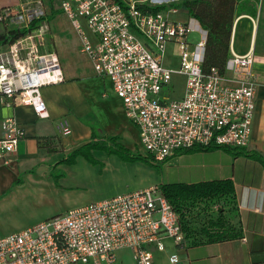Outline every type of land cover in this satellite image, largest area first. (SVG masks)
<instances>
[{"label":"built area","instance_id":"2783aa9c","mask_svg":"<svg viewBox=\"0 0 264 264\" xmlns=\"http://www.w3.org/2000/svg\"><path fill=\"white\" fill-rule=\"evenodd\" d=\"M143 3L61 0L60 8L96 74L110 79L147 154L158 163L195 147L247 146L257 87L253 52L240 55L231 49L225 74L214 68L204 72L206 30L194 18H171L175 8L154 13L142 11ZM45 16L40 0L0 8L6 28L28 29L38 20L37 27L0 45V103L29 106L39 118L48 116L41 87L62 79L57 56L47 50ZM192 31L201 35L190 52ZM169 42L180 46L178 68L164 64ZM175 74L185 76L183 94L161 96ZM60 128L69 132L63 123ZM0 133L1 158L16 151L23 128L8 116L0 120ZM167 236L180 248L186 245L178 214L151 186L68 209L0 237V264H112L117 249L124 247L133 251L137 264H153L149 246L163 250ZM168 262L185 264L177 254Z\"/></svg>","mask_w":264,"mask_h":264},{"label":"crops","instance_id":"0c3cea01","mask_svg":"<svg viewBox=\"0 0 264 264\" xmlns=\"http://www.w3.org/2000/svg\"><path fill=\"white\" fill-rule=\"evenodd\" d=\"M35 1L37 0H0V8ZM40 1L43 2V0ZM153 1L161 2L162 0ZM183 13L185 22H187L189 17L185 12ZM244 18L249 19V21L246 20L247 29H249L247 45L243 48L236 47L233 43V32L230 44L236 54L242 55L247 51H252L255 57L252 66L257 86L254 99L255 109L246 148L256 150L264 156V52L257 54L252 43L256 20L251 14L240 12V15L235 18L233 28ZM5 30V25L0 23V33ZM47 36L51 37V34ZM50 41L48 50L55 53L61 65L60 54L54 50L53 37ZM61 71L60 82L45 84L41 87V95L48 109L47 118H39L29 106L0 103V120L8 116L14 117L23 128V135L19 137L16 151L5 153L0 158V222L6 218L5 211L8 207L21 203L29 197L49 207L47 214L41 216L45 219V217H51V215L80 205L106 200L138 189L158 187L165 182L194 183L228 178L232 180L235 192L233 203L223 208V215L241 231V237L182 248L176 246L170 237H163V250L156 249L154 245L149 246L152 263L169 264V256L177 254L180 261L185 264H264V252L250 254V244L257 237H264V169L259 162L239 154L232 156L222 148L190 152L182 150L157 163L161 177L154 180V184L149 185L152 182L150 181L145 185H137L135 188L130 186L121 190L113 188V184H117V181H121V177L126 178V176H120L124 167H120V164L112 158H106L102 166L86 164V162L81 164L78 156L74 164L59 163L71 150L91 139V128L82 124L78 119L75 98L73 96L69 98L65 92L68 88L67 91L69 92L70 89L72 93L74 86L72 82L81 80V77L78 75L65 76L62 65ZM105 92V107L99 106L100 109L110 112L111 108H114L116 113L126 118L122 101L113 92L111 82ZM109 98H114V103ZM87 108L94 107L89 104ZM61 123L68 127V133L61 130ZM48 136H54V142L48 140V145H45L38 140V137ZM91 151L95 155V150ZM53 171L61 174L57 183L53 179ZM18 179L20 183H17ZM27 226L28 224L23 228ZM23 228L16 229V231ZM9 233L11 231L0 228V237ZM127 250L131 252L129 254L132 260L120 259L119 264H137L133 251L126 247L117 249L113 263L117 262L118 256L128 252Z\"/></svg>","mask_w":264,"mask_h":264},{"label":"rangeland","instance_id":"374dc122","mask_svg":"<svg viewBox=\"0 0 264 264\" xmlns=\"http://www.w3.org/2000/svg\"><path fill=\"white\" fill-rule=\"evenodd\" d=\"M138 1V0H136ZM180 0H162L161 2L147 1L148 4L165 5L167 10H170L171 2L178 3ZM61 0H43L44 7L46 8V17L49 20L46 21L47 34H51L54 39L55 51L59 52L61 57L62 70L65 76L71 77L78 75L81 80L72 82V93L69 89L65 91L69 95V98L73 96L75 99V109L79 121L88 127H93L99 138L104 139V136H117L119 142L124 149L132 156L131 158H123L118 153H107L103 149H94L96 158L99 162L105 163L106 158H112L115 162L120 164V167H124L121 170V181L117 184H113V188L122 189L127 186L135 188L137 185H145L152 181L149 185L154 184L153 181L160 178V169L157 162H153L151 159L146 161L143 156H147V151L140 143L138 134V127L131 121L125 114L126 118L121 117V114L116 113V109L111 108L110 112L103 111L99 106L105 107L106 95L105 90L109 86L110 79L108 77L97 76L93 65L91 64L88 56L81 52L80 38L77 35L71 22L65 16L60 8ZM238 12H247L252 15L256 20V25L253 31L252 43L256 48L257 54L264 52V0H243L237 7ZM180 21H185L184 13L179 9L178 12H174L170 16ZM249 19L244 18L238 24L234 26L233 30V43L236 47L243 48L247 45V39L249 37L247 29V21ZM251 22V21H250ZM199 31H192L188 34L189 51L192 52L194 44L200 39ZM181 51L178 43H167L163 61L169 68H178L180 66ZM106 81V82H104ZM185 76L175 74L170 82V85H165L163 90L165 94L161 93V96L176 99L180 97L184 92ZM68 87H70V84ZM114 103V98H109ZM109 103V102H108ZM93 105L94 108L88 109L87 105ZM113 106V105H112ZM115 107V106H114ZM81 164L88 162L81 156H78ZM101 157V158H100ZM102 159V160H101ZM122 169V168H121ZM159 184V183H158ZM231 204L228 200L209 201V203L199 202L195 203V206L190 207L187 211V216L191 222L201 227L210 219L215 217L219 210H222L226 205ZM49 207L43 205L38 200L29 197L23 200L21 203L12 205L7 208L6 218L0 222V228L3 230H9L11 232L16 229L23 228V226L37 223V221L43 219L41 216L47 214ZM64 213V212H62ZM58 214V213H57ZM60 214V213H59ZM48 218V217H45ZM173 241V239L171 238ZM118 256L116 263L119 264L121 260H132V256L129 250ZM124 263V262H123ZM128 263V262H127Z\"/></svg>","mask_w":264,"mask_h":264},{"label":"trees","instance_id":"16d2710c","mask_svg":"<svg viewBox=\"0 0 264 264\" xmlns=\"http://www.w3.org/2000/svg\"><path fill=\"white\" fill-rule=\"evenodd\" d=\"M243 0H180L178 3L171 2V9L175 8L187 14L189 18H194L200 28L206 30L205 50L203 54V62L201 70L204 72L214 68L221 74H225V64L231 52V36L233 32V24L235 18L240 15L237 7ZM140 9L157 12L159 10H167L165 5H149L143 3L139 6ZM48 21L49 17L45 16ZM38 21V20H37ZM34 21L28 29H21L18 26L12 28L7 27L3 33H0V45H5L14 42L17 37L24 34L31 28L37 27L38 23ZM47 41L50 43L51 37L47 36ZM48 46L47 50L49 49ZM49 51V50H48ZM91 139L71 150L59 163L68 165L74 164L77 156L83 157L89 164H103L94 158L92 151L94 149H103L107 153H118L123 158H131L132 156L120 144L117 136H104V139L98 137L96 131L91 127ZM38 140L43 144L48 145V140L54 142V136L38 137ZM213 148L224 149L232 156L236 154L246 158H252L260 163L264 169V156L256 150H248L245 147H207L192 148L184 151L192 150H208ZM143 159L152 160L150 155L143 156ZM153 161V160H152ZM154 162V161H153ZM61 174H56L53 171V179L57 183L58 177ZM20 183V179L17 180ZM159 191L169 201L170 205L178 214L180 226L186 238L185 246H196V244H206L211 242L225 241V239L239 238L242 233L234 227L230 221L223 215V209L219 210L215 217L210 219L200 228L195 226L187 216V211L190 207L195 206V203L209 201H225L233 203L235 188L231 179L208 180L194 183H169L165 182L158 186ZM264 252V237H257L250 244V254L254 255Z\"/></svg>","mask_w":264,"mask_h":264}]
</instances>
